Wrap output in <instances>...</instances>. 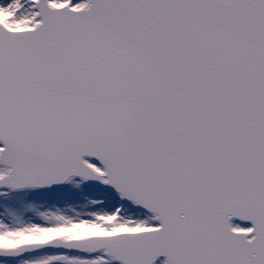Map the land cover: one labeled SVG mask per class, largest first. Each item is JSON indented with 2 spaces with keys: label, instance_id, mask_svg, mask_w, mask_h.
Instances as JSON below:
<instances>
[{
  "label": "snow or ice",
  "instance_id": "1",
  "mask_svg": "<svg viewBox=\"0 0 264 264\" xmlns=\"http://www.w3.org/2000/svg\"><path fill=\"white\" fill-rule=\"evenodd\" d=\"M0 264H264V0H0Z\"/></svg>",
  "mask_w": 264,
  "mask_h": 264
}]
</instances>
